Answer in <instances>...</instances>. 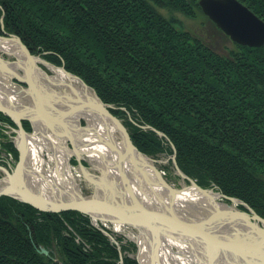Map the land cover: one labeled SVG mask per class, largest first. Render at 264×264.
<instances>
[{
	"label": "trees",
	"instance_id": "obj_1",
	"mask_svg": "<svg viewBox=\"0 0 264 264\" xmlns=\"http://www.w3.org/2000/svg\"><path fill=\"white\" fill-rule=\"evenodd\" d=\"M199 1L0 0V35H18L32 54L81 77L113 106L143 153H175L198 185L215 184L264 218V46L233 42L226 54L211 49L173 16L202 17L229 38ZM239 1L264 20V0ZM0 124L2 133L16 127L2 112ZM23 126L31 130L28 121ZM4 147L19 157L11 141ZM121 257L88 215L42 211L0 196V264H120ZM123 261L139 264L128 255Z\"/></svg>",
	"mask_w": 264,
	"mask_h": 264
},
{
	"label": "water",
	"instance_id": "obj_2",
	"mask_svg": "<svg viewBox=\"0 0 264 264\" xmlns=\"http://www.w3.org/2000/svg\"><path fill=\"white\" fill-rule=\"evenodd\" d=\"M199 4L204 14L208 16V18L213 21L225 34H227L232 41L240 45H247L250 47H261L264 45V21H262L254 12L250 11V9L245 7L238 0H200ZM0 39L18 43L23 55L28 61L31 62V66L35 65L34 68H36V59L40 57L32 55V53L28 50L26 45L22 43L21 39L17 35L5 32L3 36L0 35ZM1 53L15 55L13 52L0 50V78H6L12 81L18 80L19 82L24 83L27 86V88L24 89L31 97V103L23 104L21 107L14 108V106H8V103L0 100V112L10 117L17 126L18 139L16 144L20 154V159L16 167L11 172L5 170L7 178L5 179V185L0 187V196H10L23 203L30 204L42 211L63 212L67 210H75L87 214L96 220L100 219L109 221L113 224L134 227L139 231H142L141 233L146 236L144 239L149 241L147 244L149 243L150 245L152 257L154 259L157 258L156 253L158 236H167L171 238L172 236L176 237L180 235V237H184L190 242L192 241L194 243L206 246L208 255L213 258H216L218 254H220L219 256H223L225 258L230 257V254H235L236 252L230 249L233 247L230 246L238 241L244 244H250V246L253 247L260 245L261 248H264V219L257 215L255 211L248 206V209L252 213V217L241 212L234 211L228 207H226L225 210L220 209L218 205L219 203L213 205L216 212L213 211L214 209H211V214L209 217H206L201 221H195L196 218L193 219L194 221H191L186 215L178 213L174 205L176 197L182 192L170 187L167 184V182L162 178L161 174L155 169L154 165L149 162L146 156L133 144L125 126L110 112V108L112 106L102 102L98 95H95V99L88 103L80 97L76 100H72L70 97H67V100L69 101L67 104L68 106H73L72 116L74 114L81 113L90 117V119H93L94 122H96L95 120L100 122L110 121L112 125L120 130L123 138L122 141L124 143L123 146L125 148V153H122L119 150H113L116 145L115 143V145L112 143L109 144V146L113 152H116L118 155L116 161L113 163V166L115 167L118 177L122 180L123 186L126 190L125 194L123 190L119 191V194L121 193V196H123L122 194L126 195L125 199L128 197V203L114 200L115 193H113L101 181H91L97 191L95 195L87 198L78 197V194L69 193H65L63 195L58 193V195H56V192L58 191L51 189L55 195L53 198L56 197L54 200L51 196H45L42 194V189H33L34 185H30L24 180L28 170V152L27 143L25 141L28 133L23 126V121L29 120L34 125H40L42 122L44 125H47L48 129L52 133L59 137L70 140L73 145L74 140H78V138H73L71 133L64 129L68 125H65L63 120L56 121L55 119L50 120L42 117V109L41 107L39 108L40 103L37 101V97H35L34 94H36V96L41 95L42 93L45 94V90L42 88V85L39 83V81H35L30 76V72L33 70H27L25 67H23L22 63L19 61V57L16 56L17 60L15 61L5 60ZM40 60L42 62L41 58ZM43 62L48 64L47 61ZM17 69H22L23 73L20 74ZM61 69H63L69 75L79 79V77L66 71L64 67H61ZM38 70H40L39 67ZM84 85L85 87H88L86 84ZM58 96L61 97L58 99L59 101L63 100L61 95ZM29 105L33 106V109H27V107H23ZM89 105H91V107H89ZM46 106L47 105H45V107ZM16 109L21 111H17ZM51 117L53 116H50V118ZM101 118H104V120H101ZM79 130H81L79 135H82L81 133L83 130L89 131L90 129L89 127H81L80 125ZM93 130H96V128ZM73 152L77 156V150L75 146ZM133 152H136L138 157L142 158L144 161L146 160L147 162L151 163V167L154 169L156 175L160 178L162 183L161 185L164 186L165 189L167 188L166 190L169 193L170 203L168 208L155 209L146 202H142L140 199H138L136 192L137 189L135 188L132 180L129 178L124 168L129 160L130 154ZM114 156L115 154L111 156V162H113ZM132 157L133 156L130 157L131 162L134 166L138 167L135 165L136 163L133 161ZM81 169L84 171L86 176V169L82 164ZM137 170L141 173L144 172V170H142L140 167H138ZM182 175L184 178H186L183 173ZM190 181L191 186L202 193V195L204 194L205 196H209L211 193H213L211 190L208 191L201 188L193 180ZM59 190L63 191L60 188ZM216 194L218 197L221 195L220 193ZM121 196L119 197L121 198ZM231 200L235 203L241 202L237 199ZM146 205L148 207H146ZM253 220L255 222H260L262 227L252 222ZM234 222L242 226L243 232H237V230L232 227L234 226ZM230 225H232L231 227L234 228V231L226 233H221V231L212 232L214 228H217V230H221L223 228L227 229V227L230 228ZM213 242L218 244L220 247L214 254L209 251V245ZM228 253L230 254L228 255ZM238 255L239 256L235 255L237 259L240 258L243 261V259L245 260L246 258V261L249 262V256L246 257L241 254ZM262 260L264 264V258Z\"/></svg>",
	"mask_w": 264,
	"mask_h": 264
},
{
	"label": "rangeland",
	"instance_id": "obj_3",
	"mask_svg": "<svg viewBox=\"0 0 264 264\" xmlns=\"http://www.w3.org/2000/svg\"><path fill=\"white\" fill-rule=\"evenodd\" d=\"M243 5L247 7L248 9H250L245 4ZM250 11L252 10L250 9ZM162 13L168 17L171 15L165 10H162ZM173 16L178 21L179 25L182 26V28L191 32L195 37H199L200 39H203V42H205V44H207L214 51L221 53V54H226L229 49L233 48L234 41H232L231 38L227 34H225L220 28L219 29L229 38H226L225 36H223V34L217 32L215 28L212 25H210L209 22H207L206 20H203L202 17H198L197 19H190L186 17L184 14L178 13V12L174 13ZM261 20L264 21L263 19ZM19 50H20L19 53L21 54V57H24L27 60V58L23 55L20 47H19ZM13 53H15V55H8L5 53H1V55L5 60L15 61L17 60L16 56L19 57V55L16 54V52H13ZM35 56H39L42 59V62L38 64L39 68L41 69L39 70L41 73L36 72V74L40 77L39 83L42 85V88L45 90V94L49 97L51 96L54 99H60L61 97L56 94H61L63 99L66 100L67 98L64 97L63 90L64 89L68 90V88L64 87L65 85L62 86V85H59L57 82H55L54 80L55 72L53 71V68L58 69L64 66L63 65L57 66L51 63L50 61L46 60L41 55H35ZM43 61H47L48 64H45ZM17 70L20 74L23 73L22 69H17ZM69 73L79 77L78 75L72 72H69ZM43 75L46 76V80L42 78ZM1 80L2 78H0V87L1 86L3 87V84H5V82L4 81L1 82ZM79 80L82 82L83 85L86 84L88 86L86 88H89L93 92V94L98 95L96 90L90 87L81 77H79ZM10 81L11 80H9L8 83H6V85L10 86L12 89L11 92H8V93L11 96L17 95L18 98L16 99L17 100L19 99L17 103H19L20 105L31 103L30 101L31 97L26 93L24 89V88H27V86L24 83L19 82L18 80H13L12 82ZM78 98H75V99H78ZM112 108L113 106L110 108V112ZM118 120H120V122L124 125V122L121 119L118 118ZM25 121H28L31 126V130L27 131L28 137H29V143H27V152H28L30 170L29 171L27 170L26 174L30 175L31 177L33 176L34 180L38 178V180L40 181V177L37 173L46 177L47 176L46 174L53 175L61 171L60 177H65L68 180H66L65 182H62L63 184L60 185L59 187L63 191H60L58 188L57 189L58 192H56L57 194L55 193L56 195H58V193L59 194L69 193V194H78V197H85V198L91 197L95 195L97 191V189L94 187V184L91 182L94 180L95 181L99 180L103 182L113 193L115 192L118 193L119 191H122V190L124 193H126V190L123 186V182L121 179H119L117 171L115 170V167L113 166V163L111 162V158L108 159L109 156H106V160H109L107 161L108 164L106 165L101 155H97V156L91 155L90 156L87 152H84V150H88V147L92 145L93 146L95 145L105 146L108 148V146H106V144L102 142L104 139L102 137L101 139L99 138L97 130H91V129L89 131L83 130L81 133L82 135H78L77 138L78 139L81 138V140L88 139L89 141L82 142L84 146H81L78 140H74V145H73V143L70 140L55 135L48 129L47 125H44L42 122L40 125L39 124L34 125L29 120H25ZM95 121L96 122H94L93 119H90V117L86 116L85 114L78 113V114H74L72 118L68 121V123L70 124V126H72L71 129L73 130H74L75 125L78 122L81 125V127H89L91 125L93 129L95 128L98 129L99 127H102L104 130L106 131L108 130V128H105L106 127L105 124H103L104 121L103 122H100L98 120H95ZM143 127L144 129L154 130L155 132H157V134L160 137H164V134L162 132L156 131L154 128L150 127L149 125H145ZM125 128L128 131V128L126 126ZM4 129H7L5 130V133L4 132L2 133L0 131V133H2L0 134V187L5 185V179L7 178L5 170H7L8 172H11L16 167L20 159L19 150L16 144L17 139H18L17 126L12 127L9 125L7 126V128H5L4 126ZM113 132L115 133V136H113L114 140H116V142L117 141L122 142L123 138H122V134L120 130L115 127ZM128 133L130 135L129 131ZM130 138H131V135H130ZM8 141H11L13 143L14 147L18 151L19 157H16L14 154V151L11 150L9 147L8 149L4 147V143L6 144L8 143ZM74 146L77 150L78 158L73 152ZM173 148H175V146ZM78 150L80 152H78ZM139 151L142 152L141 150ZM113 153L114 152L110 153V157H111V154ZM56 154L58 155V157ZM143 154L146 156L148 161L154 165L155 169L161 174L162 178L167 182V184L170 187L183 192L185 187L191 186L190 180H193L198 185L195 179L188 176L179 167L175 153L172 156H167L166 154H162V155L160 154L157 158L152 157L145 153ZM55 156L57 157V162H56ZM35 160L38 162L37 165L34 164ZM81 164L85 167L87 171L86 172L87 178L81 169ZM112 172L115 173V177L112 176L111 174ZM69 173H71V175ZM182 173L186 176V178L183 177ZM33 179H30L28 177V181H32ZM200 187L208 191L211 190L213 191L214 194L220 193L221 195H219V197L217 198L216 204L219 203L218 205L223 206L224 210L226 209V207H228V208L233 209L234 211H238V212H241L245 215L252 217V213L250 212L248 207H250L251 209L253 208L248 203H246L244 200L234 197V196H228L222 193L215 184H213L212 187H209V188H204L202 186ZM38 188H42L41 185L34 184L33 189L36 190ZM137 191H138L137 197L138 199H140V201L146 202L148 205H150L151 207L155 209H165L164 207L159 208L158 206H155L156 204L152 201L149 202L150 199L148 198L147 200L146 199L147 197L144 195V193H142V191L140 194H138L139 193L138 188H137ZM166 192H167V195H169L167 190ZM166 192H165V197L169 198V196L166 195ZM117 193L115 194L114 200L123 201L119 197L120 194L118 193L119 195H117ZM51 194L54 195L52 190H51ZM181 194L179 193V195ZM190 194H194V193H190ZM122 195L125 198L126 195L124 194ZM178 196L177 198H179ZM188 196H191V195H188ZM202 196L204 197L205 195L203 194ZM184 197L187 198V196H184ZM177 198H176V204L174 205L176 211L180 214L186 215L188 219L191 221H194L193 219L195 218H196L195 221L197 220L201 221L204 218L209 217V215L211 214L210 213L211 209L212 210L214 209L213 211L216 212L212 204L209 203V205H204V206L197 205L196 206L195 203L191 201L189 198L185 199L186 201L182 200L184 202V206H186V209H182L179 207ZM231 199H237L241 202L235 203ZM255 213L257 214L256 211ZM84 215H87V214H84ZM261 218L264 219L263 217ZM90 219H91V225L97 228L98 230H100L104 235H106L110 239L111 243L114 244L116 248L120 251V254L122 256L119 261L120 264H124V261H123L124 255H128L130 257L136 258L139 264H141L143 261L145 263L148 262V264H245L242 261V259L240 258L237 259L235 257V255L239 256L237 253L235 254L228 253V255L230 254V257H226V258L223 256H219L220 254H218L216 258L210 257L207 253L206 246L194 243L192 241L190 242L184 237L183 238L180 237V235L176 237L172 236L171 238L167 236H158L157 253H156L157 258L154 259L152 257L150 245L149 243L147 244V242L149 241H146L144 239L146 236L143 233H141L142 231H139L138 229L128 226V225L120 226V228H117L115 224L109 221L107 222V221L100 220V219L96 220V219H93L92 217H90ZM252 222L262 227V224L260 222L258 221L255 222L254 220ZM69 228L71 231L69 235L72 236V239H74L75 243L77 245L82 246L83 249L88 250L90 248L89 243L86 242V240L80 234L75 232L71 227ZM139 243L140 244L143 243L142 249ZM128 245L129 247H127V250L123 252L122 246H128ZM41 251L45 255H49L51 253L49 250L44 249V248H42ZM52 256L55 262H60V254L58 253V249L56 247L52 249ZM252 260L255 263L258 262V259H255V257H253Z\"/></svg>",
	"mask_w": 264,
	"mask_h": 264
},
{
	"label": "bare ground",
	"instance_id": "obj_4",
	"mask_svg": "<svg viewBox=\"0 0 264 264\" xmlns=\"http://www.w3.org/2000/svg\"><path fill=\"white\" fill-rule=\"evenodd\" d=\"M16 35V34H14ZM27 47V46H26ZM28 48V47H27ZM0 50L1 51H6V52H16V54L19 55V61L22 63L23 67H25L27 70H33L30 72V76L35 80V81H39L40 77L36 74V72H40L38 70V64L41 62L40 58H37L36 60V68H34V66H31V62L26 60L24 57H21V54L19 53V44L15 43L14 41H4L0 39ZM29 50V49H28ZM30 51V50H29ZM31 52V51H30ZM41 70V69H40ZM53 71L55 72L54 75V80L55 82H57L59 85H62L64 87H67V89L63 90V95L67 98L70 97L72 100H76L75 98H82L85 102H91L93 99H95V94H93V92L89 89L86 88L82 82L73 77L72 75H69L68 73H66L63 69L61 68H53ZM67 71V70H66ZM41 73V72H40ZM42 77V76H41ZM43 79L46 80V76L43 75L42 77ZM48 79V78H47ZM4 81L5 84H3V87H0V100H3L5 103H8V106H14V108L17 107H21V105L19 103H17L16 96H11L8 92H11V87L6 85V83H8L9 79L6 78H2L1 82ZM12 82V80L10 81ZM68 92V93H67ZM61 95V94H58ZM35 97H37V101L40 103L39 104V108L41 107V111H42V117H44L45 119H50V120H63L65 125H68V127H65L64 129L71 134V136L73 138H77L80 131L79 130V123L75 125L74 130L71 129L72 126H70V124L68 123V121L72 118V113H73V106H68L67 102H69L66 98V100H61L59 101L58 99H54L51 96H47L46 94L42 93L41 95L36 96V94H34ZM62 96V95H61ZM16 100V101H15ZM70 100V101H72ZM66 101V102H65ZM45 105H47L45 107ZM23 107H27V109H33V106H23ZM89 107H91V105H89ZM46 108V109H45ZM92 109V108H89ZM17 111H21L16 109ZM50 116H53L50 118ZM101 120H104V118ZM103 124H105V128H108V130H104L102 127H99L97 130L98 136L101 139V137L104 139L102 142H104L106 144L107 147L105 146H99V145H95V146H90L88 147V150H84V152H87L90 156L94 155H101L103 160L105 161V164L107 165L109 160H106V156L110 157V153L113 152V150H119L122 153H125V148H124V143L122 142H116V140H114L113 136H115V133L113 132L115 126L112 125L110 123V121L107 122H103ZM89 129L93 130L91 125L89 126ZM70 130V131H69ZM107 139H106V138ZM106 139V140H105ZM26 143H29V137L27 135L26 138ZM78 141L80 142L81 146H84V144L82 142H87L89 141L88 139L86 140H81V138L78 139ZM111 142V143H110ZM114 144L115 148L112 150L111 147L109 146V144ZM81 150V149H80ZM78 152H80L78 150ZM113 154H115L113 162L114 163L118 157L117 153L114 152ZM113 154H111V156H113ZM57 155V154H56ZM132 157L133 161H135V165H137L138 167H140L142 170H144L143 173H141L140 171H138V167L134 166L133 163L131 162L130 157ZM58 157V155H57ZM57 157L56 158V162H57ZM129 160L125 165V171L128 174L129 178L132 180L135 188L139 189V193H144V195L147 197L146 199L148 200V198L150 199L149 202H154L159 208L164 207V208H168L170 203H169V198L165 197V192L166 189L164 188V186H162L160 178L156 175L154 169L151 167V163L147 162L146 160L144 161L142 158L138 157V154L136 152H133L130 154ZM148 163V164H147ZM34 164H38V162L35 160ZM28 171L30 170V165H29V159H28ZM34 168V167H33ZM37 171V170H35ZM69 171V170H68ZM87 172V171H86ZM84 173V171H83ZM40 177V181L38 180V178H36L35 180L33 179V176L31 177L30 175L26 174V176L24 177V180L27 181L28 184L30 185H36L39 184L41 185L42 188V194H44L45 196H51L52 199L55 200V198H53L54 195L51 194V190L54 191H58V187L60 185H62V182H65L66 179L65 177H60L61 171L57 174H46L47 176L44 177L43 175H40L39 173H37ZM71 175V173H69ZM85 174V173H84ZM113 177H115V173L112 172L111 173ZM28 177L30 179H33L32 181H28ZM42 179V180H41ZM89 179V178H88ZM91 181V180H90ZM99 181V180H98ZM93 182V181H92ZM95 182V180H94ZM97 182V181H96ZM60 188V187H59ZM169 190V189H168ZM53 192V191H52ZM136 192H138L136 190ZM117 192H115L116 194ZM119 193V192H118ZM117 193V195H119ZM190 193H194V194H190ZM54 194V192H53ZM125 194V193H124ZM63 195V194H60ZM167 195V192H166ZM191 195V196H188ZM121 196V193H120ZM169 196V195H167ZM183 196V197H182ZM184 196H187V198H185ZM176 197V196H175ZM179 198H177L178 200V204L179 207L182 209H186V206H184V202L186 201L185 199H190L191 201H193L195 203V205L197 206H204V205H215L217 203V198L218 195L211 193L209 196H202V193H200L199 191H197V189L189 186V187H185L184 191L182 192L181 195L178 196ZM121 199L123 200V202L128 203L127 199L128 197L125 199L123 196H121ZM183 200V201H182ZM176 204V201H175ZM146 207H148L146 205ZM220 209H223V206L219 205ZM108 222V221H107ZM117 228H120V224H115ZM232 225H230V228L227 227V229H221V230H217V228H214L212 232H231L234 231V228L237 230V232H243L242 230V226L238 225V223L234 222V228L231 227ZM144 241V240H143ZM140 244V243H139ZM214 244V245H213ZM259 244V243H257ZM212 245V246H211ZM141 249L143 248V243L140 244ZM209 251L214 254L215 252H217L216 250L219 249V245L216 243H211L209 245ZM230 248L232 249L234 252H236L237 254H241L244 255L246 257H250L249 262L246 261L247 259L245 258V260L243 259V262L245 264H254L255 262L252 260L253 257H255V259H258V262L255 264H263V258H264V248L260 247V245H256L255 247L250 246V244H244L241 242H235V244L231 245ZM231 250V251H232ZM142 259V258H141ZM142 261V260H141ZM142 264H148V262H142Z\"/></svg>",
	"mask_w": 264,
	"mask_h": 264
}]
</instances>
